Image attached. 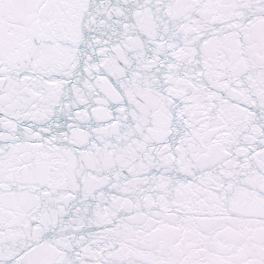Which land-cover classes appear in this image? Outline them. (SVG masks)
<instances>
[{
  "label": "snow or ice",
  "instance_id": "6c2138e0",
  "mask_svg": "<svg viewBox=\"0 0 264 264\" xmlns=\"http://www.w3.org/2000/svg\"><path fill=\"white\" fill-rule=\"evenodd\" d=\"M0 264H264V0H0Z\"/></svg>",
  "mask_w": 264,
  "mask_h": 264
}]
</instances>
